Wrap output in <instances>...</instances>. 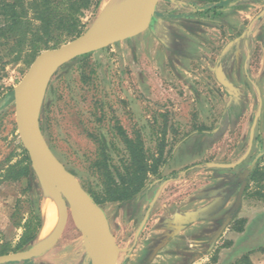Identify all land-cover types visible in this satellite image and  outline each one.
<instances>
[{
	"label": "rangeland",
	"instance_id": "obj_1",
	"mask_svg": "<svg viewBox=\"0 0 264 264\" xmlns=\"http://www.w3.org/2000/svg\"><path fill=\"white\" fill-rule=\"evenodd\" d=\"M118 1L101 0L84 17V31L125 20L115 16ZM142 3L138 0L135 13ZM238 4L243 8L211 22L196 16L209 7L205 3L159 0L145 32L62 62L42 79L38 125L89 196L100 185L91 167L96 152L91 135L109 136L111 118L150 153L162 143V180L152 177L136 202L97 205L118 247L116 264H238L245 250L264 245V202L243 195L236 204L251 161L264 151V0ZM34 59L10 63L0 44V100L13 96ZM23 150L12 99L0 110V245L8 242L11 248L27 219L39 214L43 228L45 193L35 172L3 180L6 169L22 161ZM121 152L118 145L116 165ZM64 204L66 224L49 250L57 255L51 262L91 264ZM239 227L241 233L248 229L241 242Z\"/></svg>",
	"mask_w": 264,
	"mask_h": 264
},
{
	"label": "trees",
	"instance_id": "obj_2",
	"mask_svg": "<svg viewBox=\"0 0 264 264\" xmlns=\"http://www.w3.org/2000/svg\"><path fill=\"white\" fill-rule=\"evenodd\" d=\"M209 5L197 10L196 16L211 22H219L243 7L239 0H197ZM101 0H0V44L4 47L8 62L16 63L22 58L33 59L41 51L55 48L65 40L74 39L86 28L83 22L89 12L98 9ZM90 54L77 57L70 62L83 59ZM240 111L236 114L238 118ZM100 122V121H99ZM102 122V121H101ZM107 133H98L91 139L96 146L91 165L99 180V189L89 191L94 202L101 206L108 202L129 203L139 200L152 177L162 180L161 169L165 165L163 147L160 143L156 153L145 149L139 137H130L113 117L108 121ZM261 142V137H257ZM121 145L123 153L119 165L114 163L113 154ZM20 163L11 165L4 173V181H16L32 176L29 157L23 150ZM264 155L259 158L247 178L244 195L264 202ZM98 188V187H97ZM228 201L225 196L219 208ZM243 222V221H241ZM42 228L39 214L27 219L22 225V234L11 248L8 242L0 245V255L17 252L33 242ZM236 232H242L239 227ZM258 251L264 252V247ZM243 254L238 264H252L249 255Z\"/></svg>",
	"mask_w": 264,
	"mask_h": 264
},
{
	"label": "water",
	"instance_id": "obj_3",
	"mask_svg": "<svg viewBox=\"0 0 264 264\" xmlns=\"http://www.w3.org/2000/svg\"><path fill=\"white\" fill-rule=\"evenodd\" d=\"M158 1L146 0L141 12L131 23L118 21L91 27L78 37L57 48L40 52L28 70L25 71L26 73L18 83L13 94L17 132L22 147L29 157L32 171L36 174V168H41L46 177L56 186L63 204L64 201L68 204L72 220L82 235L84 250L90 261L91 256L87 248L88 238L93 237L98 241L100 246V264H116L118 247L110 231L109 223L101 209L83 190L75 176L65 168L48 146L36 118L38 108L34 110L30 105L33 84L37 78H44L48 72L47 70L58 66L62 62L71 61L77 57L102 50L115 43L126 41L142 34L150 26L154 8ZM10 101L11 96L1 99L0 110ZM263 154L264 152H260L254 157L248 168V174L254 169L256 162ZM245 185L246 181H243L242 185H240L236 204L240 203ZM64 213V220L60 230L52 239L36 244L29 250L1 255L0 264L28 262L36 256L49 251L55 245L65 227V204ZM227 222L228 220L223 224L221 231Z\"/></svg>",
	"mask_w": 264,
	"mask_h": 264
},
{
	"label": "bare ground",
	"instance_id": "obj_4",
	"mask_svg": "<svg viewBox=\"0 0 264 264\" xmlns=\"http://www.w3.org/2000/svg\"><path fill=\"white\" fill-rule=\"evenodd\" d=\"M145 1L146 0H143L140 11L136 13L134 8H136L138 0H120V2L118 1L119 3L117 4V8L115 7L114 9L117 15L115 13L114 14L116 17L118 16V14L122 17L125 16L124 18L126 19L117 21H124L126 23L133 22L144 7ZM42 79L43 77L37 78L33 84V92L30 99V105L34 110L38 108L36 104L40 101L42 95ZM12 99L13 96H11V101ZM36 176L41 182L43 191L45 193V199L42 206L43 228L41 229L38 237L39 242H44L46 240L49 241L50 239H52L60 230L65 214L64 204L60 193L57 191L56 186L46 177L44 171L41 168H36ZM87 248L91 256V263L100 264V246L98 241L93 237H89Z\"/></svg>",
	"mask_w": 264,
	"mask_h": 264
},
{
	"label": "crops",
	"instance_id": "obj_5",
	"mask_svg": "<svg viewBox=\"0 0 264 264\" xmlns=\"http://www.w3.org/2000/svg\"><path fill=\"white\" fill-rule=\"evenodd\" d=\"M239 233L240 234H238V235H240L239 238H240V242H241L244 238H246V236L248 234V229L245 232H243V233H241V232H239ZM38 237H39V234H38V236L36 237V239L33 242L37 241ZM59 238H58V240H59ZM57 241H56V243H57ZM260 247H264V245L258 246V247H254L253 249H250V250H245V252H244V253L251 252L250 255H249V259H250L252 264H264V252L258 251V249ZM49 252L50 251H47V252L39 255L40 257L36 256L34 258L36 260V261H34V264H53L51 261H52V259H57V255H55V253H49ZM64 258H67V256H65ZM18 264H27V263H18Z\"/></svg>",
	"mask_w": 264,
	"mask_h": 264
},
{
	"label": "flooded vegetation",
	"instance_id": "obj_6",
	"mask_svg": "<svg viewBox=\"0 0 264 264\" xmlns=\"http://www.w3.org/2000/svg\"><path fill=\"white\" fill-rule=\"evenodd\" d=\"M203 9V8H202ZM198 10H201V9H198ZM237 11H239V10H237ZM197 12V11H196ZM234 14V13H233ZM232 15V14H231ZM261 152H264V151H261ZM260 153V152H259ZM258 154V153H257ZM256 154V155H257ZM255 155V156H256ZM264 155V154H263ZM262 155V156H263ZM254 159V158H253ZM259 160V159H258ZM252 162V161H251ZM257 163V162H256ZM256 165V164H255ZM247 178H248V176H247ZM247 178L244 180V181H246V185H247ZM240 185H242V183L240 184ZM240 185H239V190H240ZM151 186V181H150V185L148 186V187H150ZM245 188H246V186H245ZM146 191V190H145ZM244 191H245V189H244ZM244 191H243V193H242V196L244 195ZM145 193V192H144ZM144 195V194H143ZM226 196H228V195H226ZM143 197V196H142ZM141 197V198H142ZM18 263H27V262H18ZM18 263H11V264H18Z\"/></svg>",
	"mask_w": 264,
	"mask_h": 264
}]
</instances>
